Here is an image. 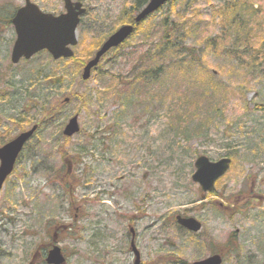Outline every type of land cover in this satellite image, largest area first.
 Returning a JSON list of instances; mask_svg holds the SVG:
<instances>
[{
  "label": "rangeland",
  "instance_id": "374dc122",
  "mask_svg": "<svg viewBox=\"0 0 264 264\" xmlns=\"http://www.w3.org/2000/svg\"><path fill=\"white\" fill-rule=\"evenodd\" d=\"M32 1L44 11L65 12L64 0ZM75 1L87 9L77 30L84 50L91 39L118 29L130 3ZM254 1L263 14L264 0ZM222 2L175 0L148 24L193 17L199 27L188 44L204 47L202 37L219 34L210 17ZM24 4L0 0V139L41 127L0 193V264H47L43 254L55 234L66 264H134L131 227L142 264H192L215 251L222 264H264V62L252 73L228 57L229 45L205 47L204 64L216 72L222 93H202L197 77L192 85L188 79L138 84L139 56L151 48L141 35L103 57L89 80L73 60H55L47 51L14 64L17 34L6 18ZM35 74L40 79L30 86ZM48 76L61 83H48ZM36 94L47 103L59 100L57 113L43 115ZM75 115L80 131L66 137ZM201 155L232 159L215 195L192 179ZM65 174L73 188L63 186ZM185 212L203 223L196 235L173 222Z\"/></svg>",
  "mask_w": 264,
  "mask_h": 264
},
{
  "label": "trees",
  "instance_id": "16d2710c",
  "mask_svg": "<svg viewBox=\"0 0 264 264\" xmlns=\"http://www.w3.org/2000/svg\"><path fill=\"white\" fill-rule=\"evenodd\" d=\"M174 1L170 0L168 3H173ZM148 2L149 0H130V3L124 7L118 25L120 27L125 24H133L135 30L132 36L122 45L110 50V52L119 50L128 44L136 35H141L146 41V44L151 45V48L145 50L139 56V63L136 66L137 72L134 75V79L138 84L142 85L144 83L143 86H146L148 84H166L171 79L183 82L188 79V84L192 85L197 81L193 78L197 77L201 82V87H203V90L200 88L202 93H209L211 89L222 93L224 86L216 81V72L207 66L206 63L204 64L205 47L217 49L218 47H227L229 45L231 51L228 57L238 61V65H236L238 69L242 68L252 73L263 69L264 13L260 14L259 8L254 0H223L220 5L214 6L211 12L210 24L218 27L220 30L219 34L216 36L202 37L203 43L200 46L204 47L200 48L199 46L188 44V40L193 37L194 29L196 28L195 25L199 27L197 24L199 21L193 17H183L176 22L166 16L155 28L153 27L156 31L151 28L152 24H148L149 21L154 19L153 16L156 12L151 14L147 19L136 22L135 15ZM163 7L161 8L163 9ZM14 12L15 10L6 18L7 25L12 24ZM110 34L111 32H108L103 36H99V38L91 39V43L89 42L90 46L87 47V50H84L86 42L81 40L75 47V55L70 59L82 69ZM81 45L82 47L79 52ZM240 51L241 53H239ZM99 66L100 64L97 67ZM39 75L35 74L30 86L37 83L40 79ZM61 80V77L48 76V83L54 85L60 84ZM130 81L131 78L127 80V83ZM72 97H77V95H73ZM33 99L35 107L43 109V115H46V117H52L59 110V100L54 102L49 100L47 103L46 96H38L37 94L33 96ZM195 102H198V100H195ZM47 104L50 105L47 107ZM194 105L196 106V104ZM192 121L191 119L186 123L190 124ZM40 127L41 125H39V129ZM5 142L0 139V145ZM65 173L69 174V171ZM65 176L67 177L62 181L63 186L68 189L73 188L71 177L66 174ZM211 194L215 195L216 192L213 191ZM183 215H187V213L185 212ZM173 222L187 233L191 235L197 234L180 227L176 220ZM71 227L73 226H62L61 229L71 231ZM47 250L48 248L45 249V251ZM45 253L42 259L44 263Z\"/></svg>",
  "mask_w": 264,
  "mask_h": 264
},
{
  "label": "water",
  "instance_id": "95a60500",
  "mask_svg": "<svg viewBox=\"0 0 264 264\" xmlns=\"http://www.w3.org/2000/svg\"><path fill=\"white\" fill-rule=\"evenodd\" d=\"M168 1L170 0H149L136 15L135 21H143ZM65 8L66 12L55 15L42 11L37 4L31 0H26V4L17 10L12 19L17 34L11 54V60L14 64L19 63L22 59H31L43 50H47L54 59L70 58L74 55L72 48L78 44L77 29L81 23V17L86 13V8L82 2L73 0H65ZM134 29L133 24H125L111 34L96 51L94 57L84 66L82 78L88 80L101 59L111 49L120 46L128 39L133 34ZM38 128L39 125L35 124L0 146V193L7 178L13 173L19 155ZM79 131V117L75 115L68 121L63 133L67 137H72ZM230 165L231 158L229 157L212 161L209 157L201 155L195 162L196 171L192 178L204 192H210L214 189L216 181L229 170ZM176 221L180 226L193 232H199L202 229V222L192 216L179 214L176 216ZM131 231L134 233L133 228ZM132 249L135 254L134 264H141V254L134 240H132ZM46 261L48 264H65L66 257L62 248L59 245H54L49 250ZM222 263V255L214 254L192 264Z\"/></svg>",
  "mask_w": 264,
  "mask_h": 264
},
{
  "label": "flooded vegetation",
  "instance_id": "af4514ba",
  "mask_svg": "<svg viewBox=\"0 0 264 264\" xmlns=\"http://www.w3.org/2000/svg\"><path fill=\"white\" fill-rule=\"evenodd\" d=\"M64 4H65V0H64ZM19 7H20V6H19ZM19 7H18V8H19ZM18 8H17V9H18ZM17 9H15V12L17 11Z\"/></svg>",
  "mask_w": 264,
  "mask_h": 264
}]
</instances>
